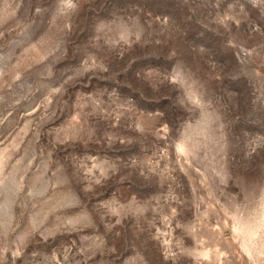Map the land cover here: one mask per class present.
<instances>
[{
    "label": "rangeland",
    "instance_id": "1",
    "mask_svg": "<svg viewBox=\"0 0 264 264\" xmlns=\"http://www.w3.org/2000/svg\"><path fill=\"white\" fill-rule=\"evenodd\" d=\"M0 264H264V0H0Z\"/></svg>",
    "mask_w": 264,
    "mask_h": 264
}]
</instances>
